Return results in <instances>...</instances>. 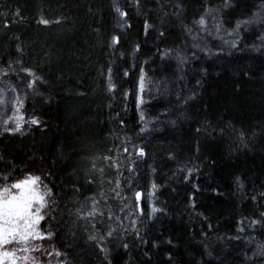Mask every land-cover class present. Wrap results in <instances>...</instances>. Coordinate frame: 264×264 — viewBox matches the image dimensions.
<instances>
[{
	"label": "trees",
	"instance_id": "trees-1",
	"mask_svg": "<svg viewBox=\"0 0 264 264\" xmlns=\"http://www.w3.org/2000/svg\"><path fill=\"white\" fill-rule=\"evenodd\" d=\"M27 176L40 264H264V0H0V189Z\"/></svg>",
	"mask_w": 264,
	"mask_h": 264
},
{
	"label": "snow or ice",
	"instance_id": "snow-or-ice-1",
	"mask_svg": "<svg viewBox=\"0 0 264 264\" xmlns=\"http://www.w3.org/2000/svg\"><path fill=\"white\" fill-rule=\"evenodd\" d=\"M199 23L204 24V20L201 19ZM31 123L36 124L38 121L32 120ZM15 130H20L19 125ZM4 179L7 180V177ZM39 180V177H28L24 181L5 185L0 189V247L27 244L29 237L36 238V225L43 219L41 212L47 206L45 197L51 195L50 190L41 194L33 187ZM13 189L17 191L14 192ZM22 250L28 249L25 247ZM15 251V249L12 252L4 251L0 254V260L14 258Z\"/></svg>",
	"mask_w": 264,
	"mask_h": 264
},
{
	"label": "rangeland",
	"instance_id": "rangeland-1",
	"mask_svg": "<svg viewBox=\"0 0 264 264\" xmlns=\"http://www.w3.org/2000/svg\"><path fill=\"white\" fill-rule=\"evenodd\" d=\"M13 120H18L20 118V115L18 113V109L15 107L13 108L12 117ZM28 177H34V176H27L21 181H24ZM20 182V181H19ZM33 187L37 188V190L43 194L45 191L44 187L40 185L39 181L36 185H33ZM17 191V190H15ZM14 191V192H15ZM46 199V197H45ZM38 206V205H37ZM47 206L42 209L41 215L43 216L44 212L46 211ZM36 238L29 237L27 244L21 243V244H11V245H5L0 247V254H2L4 251L12 252L13 249H15V257H9L0 260V264H13V259L15 260V264H40L42 262L43 254L44 252L48 254L46 251L45 240H43V236L41 231L39 230V223L36 225ZM27 248V251L22 250L23 248ZM45 260H49V256L43 258Z\"/></svg>",
	"mask_w": 264,
	"mask_h": 264
}]
</instances>
